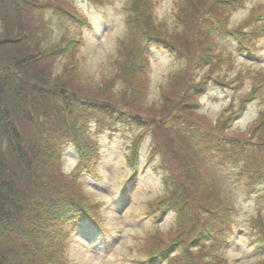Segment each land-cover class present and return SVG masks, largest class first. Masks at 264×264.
Here are the masks:
<instances>
[{"label":"trees","instance_id":"16d2710c","mask_svg":"<svg viewBox=\"0 0 264 264\" xmlns=\"http://www.w3.org/2000/svg\"><path fill=\"white\" fill-rule=\"evenodd\" d=\"M90 1L101 6L109 0ZM249 1L176 0L168 23L154 14V1L129 0L126 35L107 70L91 79L78 67L80 35L42 41L50 30L46 12L59 22L88 24L74 0H0V264H70L67 251L80 227L90 221L104 230L102 202L83 183L85 174L98 178L92 133L134 122L141 127L128 145L131 171L119 198L134 179L139 142L149 133V156H159L164 189L144 213L157 220L170 210L173 219L168 227L147 231L139 244L142 256L128 258L140 264H229L235 208L219 166L231 165L245 190L264 181V109L245 131L230 127L264 88V71L226 78L220 65L230 69L235 58L217 47L213 35L228 37L242 55L257 56L264 3H252L245 18L229 24ZM151 47L182 60L156 97L148 77ZM245 75L252 87L237 105L214 118L200 110L209 82L238 88ZM68 143L76 153L70 172L62 165ZM254 194L264 200V187ZM244 221L248 240L261 251L249 264H264V216L258 210Z\"/></svg>","mask_w":264,"mask_h":264},{"label":"rangeland","instance_id":"374dc122","mask_svg":"<svg viewBox=\"0 0 264 264\" xmlns=\"http://www.w3.org/2000/svg\"><path fill=\"white\" fill-rule=\"evenodd\" d=\"M152 1H154L156 17L169 23L176 0ZM74 2L88 24L72 25L68 20L59 22L46 12L50 30L46 36H43L42 41L58 39L62 34L80 35L81 44L77 47L78 52L76 50V57L79 59L78 67L80 66V69L82 68L84 73L93 79L101 70H107V61L114 56L118 41L126 35L125 6L129 0H109L101 6L90 0H74ZM254 2L263 4L264 0H250L246 8L234 12L229 21L230 26L245 18L250 5ZM213 37L218 48L224 47L225 51L231 52L235 58L234 65L230 69L226 63L220 65L221 74H226V78H232L240 71L246 74L247 69L264 71V40L256 42L259 49L258 55L247 57L245 54L238 53L234 43L223 34L215 32ZM150 53L149 86L151 95L156 97L159 86L165 84L168 74L181 66L182 60L163 48L151 47ZM55 67L59 69L61 64L56 62ZM202 69H206V66ZM244 79L243 84L238 88L209 82L208 88L200 96V110L208 117L214 118L228 105H237L239 97L246 94L252 87L249 76L245 75ZM263 109L264 88H261L254 98L248 101L245 110L235 115L230 125L231 129L238 132L245 131ZM112 127L114 129L111 132L102 130L96 134L92 133L99 148L98 158L94 160L98 178L87 174L83 177V183L90 191V195L102 202L100 218L105 227L104 232H100L90 223L86 227L81 226L67 251L70 264H139L128 257L142 256L139 244L147 231L152 230L153 226L168 227L173 219V213L170 211L158 222L144 213L148 202L161 194L164 189L162 171L158 168L159 156L154 154L152 159L148 158L149 133L144 134L140 140L138 150L140 165L147 166L144 172L138 175L137 181L129 186V200L126 203L120 201L121 182L130 171L126 163L128 145L131 144L132 137L141 126L139 122H134L130 125L115 123ZM212 157L213 155L209 154L207 159ZM75 162L76 154L73 145L68 143L63 152L64 171L70 172ZM230 166H219L224 171L223 185L228 189L230 187L229 201L235 208L233 226L236 234L230 237L231 244L227 252L229 264H249L261 254V251L254 249V243L248 240L249 226L244 219L249 215H256L258 210L264 216V200L255 197L254 194V191L264 187V181L252 189L245 190L241 182L234 179Z\"/></svg>","mask_w":264,"mask_h":264}]
</instances>
